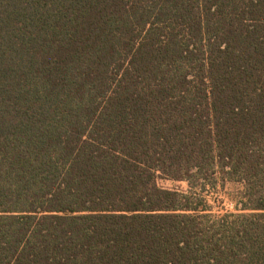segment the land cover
Instances as JSON below:
<instances>
[{
  "label": "trees",
  "instance_id": "obj_1",
  "mask_svg": "<svg viewBox=\"0 0 264 264\" xmlns=\"http://www.w3.org/2000/svg\"><path fill=\"white\" fill-rule=\"evenodd\" d=\"M0 264H264V0H0Z\"/></svg>",
  "mask_w": 264,
  "mask_h": 264
},
{
  "label": "rangeland",
  "instance_id": "obj_2",
  "mask_svg": "<svg viewBox=\"0 0 264 264\" xmlns=\"http://www.w3.org/2000/svg\"><path fill=\"white\" fill-rule=\"evenodd\" d=\"M158 184L165 188H174L178 190H186L187 189V183L185 181L181 180H171V179H165V178H159ZM205 195L207 196L208 203L212 204L214 206V212L220 213L223 212L224 209L231 208V205L229 204L227 200V196L225 194H222V192H205ZM219 205H224V208L218 210Z\"/></svg>",
  "mask_w": 264,
  "mask_h": 264
}]
</instances>
